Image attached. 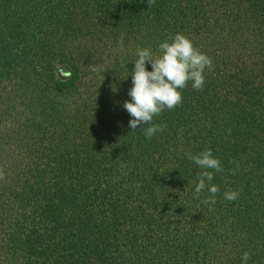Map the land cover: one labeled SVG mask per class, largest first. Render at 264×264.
Listing matches in <instances>:
<instances>
[{
	"label": "trees",
	"instance_id": "obj_1",
	"mask_svg": "<svg viewBox=\"0 0 264 264\" xmlns=\"http://www.w3.org/2000/svg\"><path fill=\"white\" fill-rule=\"evenodd\" d=\"M177 33L213 69L146 139L123 108L136 50L158 56ZM205 149L222 172L185 155ZM204 170L212 205L207 188L194 196ZM244 252L264 264V0H0V264H244Z\"/></svg>",
	"mask_w": 264,
	"mask_h": 264
},
{
	"label": "clouds",
	"instance_id": "obj_2",
	"mask_svg": "<svg viewBox=\"0 0 264 264\" xmlns=\"http://www.w3.org/2000/svg\"><path fill=\"white\" fill-rule=\"evenodd\" d=\"M169 39L170 43L165 41L159 44L158 56H153L148 48H137V59L133 63L134 68L131 73L132 87L128 91L131 102L123 103V108L132 117L128 122L130 129L135 131L138 126L150 125L145 129L146 139H151L153 135L164 129V125L152 123L153 117L165 109L172 110L181 104L182 96L178 89H183L191 81L194 89L202 90L205 69L209 71L213 69L211 58L195 49L192 42L184 35L177 33ZM117 43L123 44V34ZM146 62L151 65V71L146 70ZM87 67L91 72L98 71L94 65ZM185 155L201 169L223 171L220 161L213 156L211 149H205L197 154L188 152ZM212 180V171H201L199 182L195 184L194 189V196L199 198L200 193L207 188L210 195L202 203L208 205L215 204L216 194L219 192V186L206 183ZM238 195V191L224 192V198L228 201L236 200ZM241 259L247 264L250 259L249 253L244 252Z\"/></svg>",
	"mask_w": 264,
	"mask_h": 264
}]
</instances>
